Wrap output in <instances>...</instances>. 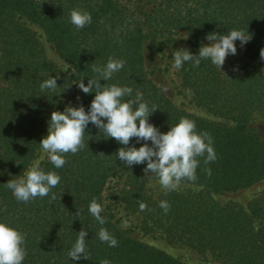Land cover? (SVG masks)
Masks as SVG:
<instances>
[{"label":"trees","instance_id":"1","mask_svg":"<svg viewBox=\"0 0 264 264\" xmlns=\"http://www.w3.org/2000/svg\"><path fill=\"white\" fill-rule=\"evenodd\" d=\"M73 9L89 12L92 23L77 30L69 22ZM31 24L67 63V72L46 58ZM230 29L251 34L243 47L235 42L243 54L241 61L227 70L209 60L198 67L186 63L178 70L190 97L212 116L174 105L149 77L145 52L158 51L183 32L187 49L197 54L207 34ZM262 49L264 0H137L134 6L119 0H0V221L24 234L23 264H188L117 226L102 200L110 178L124 180L126 204L142 215L147 232H158L168 243L184 245L221 264H264V192L246 205L220 198L264 180V139L250 125L253 117H264ZM110 58L124 60L125 66L108 84L132 87L133 98L135 90L143 92L144 100L158 108L149 122L161 132L181 118L194 121L198 133L206 131L213 138L216 160L205 164L199 157L195 179L180 183L186 187L152 195L145 183L146 163L126 167L115 155L123 145L106 139L89 123L84 147L65 154L62 168H54L47 157L40 163L61 177L49 196L17 201L4 183L28 169L51 113L64 110L76 83L84 79L87 84L96 75L93 65L102 66ZM50 76L57 77L58 87L42 92L39 85ZM94 95L79 89L74 107L83 105L87 111ZM130 144L140 146L135 138ZM93 199L103 207L104 225L88 211ZM161 201L169 205L167 212ZM141 203L146 205L143 211ZM101 228L117 239L116 247L98 239ZM83 229L89 259L72 261L68 252Z\"/></svg>","mask_w":264,"mask_h":264},{"label":"clouds","instance_id":"2","mask_svg":"<svg viewBox=\"0 0 264 264\" xmlns=\"http://www.w3.org/2000/svg\"><path fill=\"white\" fill-rule=\"evenodd\" d=\"M69 22L77 30H81L92 23V16L89 12L73 9L69 14ZM206 39L209 44L202 43L197 54L186 48L173 49L170 58L172 67L180 70L186 63L198 67L201 61L209 60L221 70L226 57L236 54L235 42L239 40L243 47L251 39V34L240 29H230L224 34L211 32L207 34ZM260 55L264 59V49ZM124 66V60L110 58L102 66L93 65L92 71L96 75L89 78L87 84L84 79L76 83L83 93H95L87 111L83 105H66L63 111L51 113L47 135L38 143L41 149L40 159L18 179H10L4 183L17 201L28 203L37 197L49 196L51 190L60 183L61 177L55 171L42 169L40 162L46 156L54 168H62L67 162L65 154H76L84 147L85 129L89 123L102 132L106 139L114 138L123 145L115 153L122 164L131 168L133 165L146 163L145 173L149 174L150 178H157L159 185L167 191L177 190L184 179H195L196 169L200 164L199 157L204 158L205 164L216 160L213 138L206 131L198 133L194 121L181 118L178 123L170 125L167 132H161L149 122V117L158 108L155 105L150 106L144 100L143 92L135 90L133 98L132 87L107 83ZM101 80L106 83L101 84ZM39 87L42 92H54L58 87L57 77L50 76L42 81ZM125 97L128 99L125 100ZM132 138H135L136 144H140L139 147L130 144ZM51 199H55L54 194ZM145 207L143 203L140 204L141 211ZM160 207L167 212L169 205L161 201ZM88 211L100 225L106 223V219L101 215L103 207L95 199L89 203ZM97 235L98 239L109 247L118 245L117 239L105 228H101ZM86 236L87 231L84 229L77 234L76 241L68 252L72 261L89 259L86 252ZM24 242L23 233L6 221H0V264H23L27 255Z\"/></svg>","mask_w":264,"mask_h":264},{"label":"rangeland","instance_id":"3","mask_svg":"<svg viewBox=\"0 0 264 264\" xmlns=\"http://www.w3.org/2000/svg\"><path fill=\"white\" fill-rule=\"evenodd\" d=\"M121 3L134 6L137 5V0H119ZM35 31L39 42L41 43L46 58L51 61L62 71L67 72L68 65L64 59L57 53L52 45L46 40L41 29L36 25H30ZM185 33H176L171 38L172 42L166 46H159L158 51L145 52V67L148 71L151 80L160 88V90L173 102L177 107L184 109L190 113L210 118L212 115L203 107L198 106L190 94L184 88L179 77L178 70L172 67V50L188 48V37ZM178 38V39H177ZM209 44L207 39H201L199 44ZM243 54L239 48L235 55H229L226 57L225 63L222 66L224 69H229L233 64L241 61ZM79 95V89L77 86L73 87V96L68 102V106H74ZM250 125L255 128L261 137L264 139V117L255 116L250 121ZM47 135V132L45 136ZM41 149L39 148L37 154L30 166L40 159ZM46 158V156H45ZM43 161V160H42ZM41 161V162H42ZM40 162V163H41ZM29 166V167H30ZM28 167V168H29ZM27 171V170H26ZM145 176V183L148 191L152 195H157L166 191L163 189L158 180L150 175ZM124 187V180L117 178H110L106 183L102 191V200L104 206L111 211L114 221L117 226L122 230L133 236L134 238L141 240L155 248L161 249L173 257H176L188 264H221L208 255H201L191 250L190 248L179 245L170 244L158 232H147L142 222V215L139 212H135L130 209L126 204L124 195L121 192V188ZM186 187V185H180L178 189ZM264 192V180L256 183L252 187L244 190H240L234 193H225L220 195L222 200H232L242 205H246L249 200L254 196ZM218 196V195H216Z\"/></svg>","mask_w":264,"mask_h":264}]
</instances>
